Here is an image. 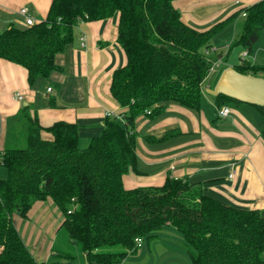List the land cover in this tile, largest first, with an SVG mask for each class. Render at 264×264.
Segmentation results:
<instances>
[{
	"label": "trees",
	"instance_id": "1",
	"mask_svg": "<svg viewBox=\"0 0 264 264\" xmlns=\"http://www.w3.org/2000/svg\"><path fill=\"white\" fill-rule=\"evenodd\" d=\"M241 12V31L234 41L249 54L264 26V0L203 30L182 20L173 0H51L42 20L1 30L0 58L23 66L29 86L60 69L55 54L73 41L83 20L117 13L116 41L126 62L110 76L120 119L105 116L101 132L84 147L75 122L59 119L40 126L36 116H28L26 146L0 149L6 170L0 178V264H59V253L37 261L12 222L14 213L26 218L35 201L47 198L62 213L58 226L79 245L83 264H126L137 251L134 237L152 238L167 226L182 233L192 264H264V214L258 209L230 205L208 193L203 182L166 176L160 185L126 188L122 181L135 168V119L155 116L167 101L200 107L201 84L212 63L211 39ZM232 67L264 76V64L248 57H239ZM230 100L242 103L214 95L216 107ZM254 106L264 116V106ZM42 129L52 138H41Z\"/></svg>",
	"mask_w": 264,
	"mask_h": 264
},
{
	"label": "crops",
	"instance_id": "2",
	"mask_svg": "<svg viewBox=\"0 0 264 264\" xmlns=\"http://www.w3.org/2000/svg\"><path fill=\"white\" fill-rule=\"evenodd\" d=\"M256 1L173 0V5L185 23L203 30ZM50 2L0 0V32L9 24L18 28L26 26L23 15L18 12L21 6L27 7L36 22L45 18ZM242 16L241 13L235 15L223 28L233 22L235 25ZM117 22L118 14L115 13L107 18L78 23L73 41L55 54V63L60 69L51 70L47 77H37L30 86L23 66L0 58V149L5 147L3 138L14 119L17 124H23L26 135L30 123L28 116H36L40 126L59 119L73 121L77 124L79 145L85 146L90 138L101 132L104 111L120 113L122 109L109 88L111 72L126 62L125 53L116 41ZM81 37L84 45L80 43ZM211 44L213 50L210 52L214 54L219 46L213 41ZM243 51L241 57L252 56L253 63L264 64V51L252 49L244 56ZM217 54L213 59L227 60L226 54L221 51ZM213 74L201 84L203 100L198 109L167 101L155 116L143 114L135 119V168L123 174V185L126 188L160 185L166 176L203 182L205 190L222 201L237 207L256 208L264 214V116L248 103L226 104L229 113L220 115L214 95L208 91L217 79L213 85L208 83ZM47 86L50 91L46 90ZM16 91L22 94V100L14 97ZM20 105L27 106L23 119L14 117L22 111ZM167 131L174 133L158 140L149 139L161 138ZM39 133L41 138H52L43 129ZM61 218L62 213L47 198L35 201L26 218L14 224L37 261H45L51 254L50 241L46 243L49 239L42 230L53 229ZM32 235L36 238L34 241H31ZM140 256L134 255L135 258Z\"/></svg>",
	"mask_w": 264,
	"mask_h": 264
},
{
	"label": "rangeland",
	"instance_id": "3",
	"mask_svg": "<svg viewBox=\"0 0 264 264\" xmlns=\"http://www.w3.org/2000/svg\"><path fill=\"white\" fill-rule=\"evenodd\" d=\"M241 21L242 18L239 19L235 25H233V22L228 27L223 28L216 35V38L218 37L217 40H215V36H213L211 39V42L213 41V43L219 46V49L214 54H212L213 51L210 52L208 58L215 61L213 57L215 58L219 51L227 55V60H224L223 62L221 61V65L219 67H215L214 71H211V74L214 73L213 76L210 77V80H208V83L211 85H213L216 77L227 63H237V59L241 57L240 52L242 51V47L234 41L241 31ZM252 49L254 52L256 50L260 52L264 51V26L261 28L260 35L255 41ZM258 60L261 61L260 59ZM228 102V104H232V100ZM20 108H22V105H20ZM16 116H20L23 119V111L19 112L14 117ZM27 135L26 131L23 130V124H17L16 119H14L12 125H9L3 138L4 145L6 148H23L27 143ZM81 145L80 147H84ZM5 175V168L0 165V178L4 177ZM20 219V215L16 213L12 215L13 224L17 223ZM167 227L159 230L155 237L143 239L142 245L137 248L139 250L127 256L126 264H192L186 253L187 251L186 246L184 245L182 233L172 226L169 228ZM52 230L53 232H51ZM42 233L46 234V238L49 239L47 242H45L49 243L50 241L49 250L51 249V253H59L62 255L59 256V264H83V253L80 250L79 245L69 240L67 231L63 226H58L55 224L53 229L50 227L48 231L42 230ZM39 238L40 237H38L36 240L37 246L40 243ZM34 239L36 238L34 235H32L31 241H34ZM36 245L34 246V249H36ZM141 250H143V252L142 254H139ZM135 254L141 256L135 258Z\"/></svg>",
	"mask_w": 264,
	"mask_h": 264
},
{
	"label": "water",
	"instance_id": "4",
	"mask_svg": "<svg viewBox=\"0 0 264 264\" xmlns=\"http://www.w3.org/2000/svg\"><path fill=\"white\" fill-rule=\"evenodd\" d=\"M208 91L213 95L222 93L242 103L264 106V76L244 74L230 65L221 70Z\"/></svg>",
	"mask_w": 264,
	"mask_h": 264
},
{
	"label": "built area",
	"instance_id": "5",
	"mask_svg": "<svg viewBox=\"0 0 264 264\" xmlns=\"http://www.w3.org/2000/svg\"><path fill=\"white\" fill-rule=\"evenodd\" d=\"M18 12H19L21 15H23L25 25H31V24L34 23V20H33V18L29 15V13H28V9H27L26 6H21V7L19 8ZM241 14L244 15L245 13H244V12H241ZM80 43H81V45H84L83 37L80 38ZM210 50H213V49L211 48ZM205 51H208V50H205ZM246 54H247V51L244 50V51L242 52V55L244 56V55H246ZM220 65H221V60H220L219 58H218V59H215V61L212 60L211 66H210V68L208 69V72H207L206 77L210 76V75H211V71H212V70L214 71L215 67H219ZM50 89H51V88H50L49 86L46 87V90H47V91H50ZM14 97H15L17 100H22V99H23L22 94H21L20 92H18V91L15 92ZM217 111L219 112L220 115L224 116V115H226L227 113H229L230 108H229L227 105H223V106H221V107H217ZM104 113H105L106 116L115 115V116H117V118L120 119V115H119L120 113L118 114V113H115V112H113V111H111V110H106V111H104ZM230 167H231L232 169L234 168V163H233V162L230 163ZM232 174H233V171L229 173V176H232ZM142 242H143V238H142L141 236H136V237H134V245H135L136 248H139V247L142 245Z\"/></svg>",
	"mask_w": 264,
	"mask_h": 264
}]
</instances>
